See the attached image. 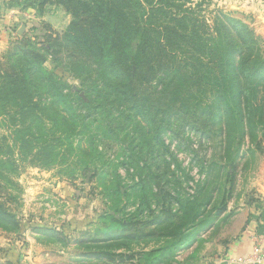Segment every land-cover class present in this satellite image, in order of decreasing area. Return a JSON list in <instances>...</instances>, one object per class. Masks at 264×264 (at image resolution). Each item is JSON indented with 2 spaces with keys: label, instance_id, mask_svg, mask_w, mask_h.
I'll use <instances>...</instances> for the list:
<instances>
[{
  "label": "rangeland",
  "instance_id": "obj_1",
  "mask_svg": "<svg viewBox=\"0 0 264 264\" xmlns=\"http://www.w3.org/2000/svg\"><path fill=\"white\" fill-rule=\"evenodd\" d=\"M13 1L38 0H0V89L7 70L32 74L34 100L55 118L52 129L34 128L35 146L51 144L60 155L25 157L19 122L11 119L17 106L0 107V158L7 160L0 200L21 223L16 229L0 221V233L21 242L27 235L50 249L48 259L57 264H152L161 254L155 264L214 263L246 231L262 197L264 110L253 103L254 113L239 119L233 108L239 109L240 92L228 103L208 92L197 104L175 71L165 76L169 66L154 63L136 100L127 93L115 98L112 83L87 87L70 72L73 47L57 46L73 16L53 0L40 11L11 9ZM184 3L209 32L219 13L246 25L264 60V0ZM138 44L132 41V55ZM35 52L46 56L41 71ZM119 89L130 91L128 82Z\"/></svg>",
  "mask_w": 264,
  "mask_h": 264
},
{
  "label": "trees",
  "instance_id": "obj_2",
  "mask_svg": "<svg viewBox=\"0 0 264 264\" xmlns=\"http://www.w3.org/2000/svg\"><path fill=\"white\" fill-rule=\"evenodd\" d=\"M144 1L148 3V7L141 0H53L73 16V21L63 33L62 43L57 46L64 44L68 51L70 46L73 47L69 68L82 84L86 83L87 87L92 84L95 87L103 83L104 88H107L112 83L113 93L117 94L115 98L122 99L124 93H127L128 97L136 100L137 88L143 93L141 85L148 84L145 77L154 68V63L169 66L165 76L171 70L175 71L176 78L180 79L178 83L185 84L192 89V94H196L197 104L208 92L218 101L225 100L226 103L234 102L236 93L240 92L239 109L237 110L235 103L233 108L239 119L244 120L245 112L248 115L254 113L255 107L251 106L253 103L260 111L264 110V60L261 58L257 38L250 28L219 13L215 17L214 32H209L207 25L197 20L191 9L184 7V2L190 0ZM46 2L47 0H38L37 3L24 5L21 1H13L10 8L18 7L23 10L32 7L40 11ZM227 23L234 24L228 26ZM136 39L139 44L136 53L132 55L131 43ZM57 49L53 51L55 54ZM34 54L35 59H38L37 69L41 71L46 56L41 52ZM52 59L55 61V57L52 56ZM128 69L133 74L128 75ZM77 70L88 71L89 74L82 75ZM6 72L5 83L0 89V107L4 110L7 108L5 103L10 101L17 106L11 119L19 122L16 133L20 135V150L25 153V157L27 154H35L40 158L45 152H48V156H59L60 152L51 144L35 146V139L38 140V137L34 128H41L42 131L52 129L53 125L50 123L55 118H51L46 107L34 100L32 74ZM87 78L90 82L88 84ZM127 82L130 91L119 89L125 88ZM251 92L254 94L252 98ZM203 114L204 112L201 117ZM248 115L249 123L253 125L254 122ZM49 119L51 120L47 121ZM61 124L67 126L65 118L61 119ZM6 162L1 157L0 168L7 166ZM1 178L4 177L0 174ZM7 181L13 183L10 178ZM5 195L9 198L8 201L12 200L11 193L5 191ZM15 200L16 198L12 201ZM0 221L16 229L21 226L7 201L0 200ZM164 253L168 254L166 251ZM108 255L113 258L117 256L115 253ZM162 256L161 254L155 263L162 261Z\"/></svg>",
  "mask_w": 264,
  "mask_h": 264
},
{
  "label": "crops",
  "instance_id": "obj_3",
  "mask_svg": "<svg viewBox=\"0 0 264 264\" xmlns=\"http://www.w3.org/2000/svg\"><path fill=\"white\" fill-rule=\"evenodd\" d=\"M261 192L262 197L256 208L248 214L245 223V225L247 224L246 231L229 243L220 258L212 264H251L241 263L239 260L252 255L258 243L264 244V187ZM74 229L71 230L72 233L75 231ZM29 238L26 235L24 242H21L18 238H11V236L0 233V263L57 264L48 259V256L51 255L50 249L40 247L39 242L33 243ZM56 253L62 255L64 252L57 251ZM254 264H264V262Z\"/></svg>",
  "mask_w": 264,
  "mask_h": 264
},
{
  "label": "built area",
  "instance_id": "obj_4",
  "mask_svg": "<svg viewBox=\"0 0 264 264\" xmlns=\"http://www.w3.org/2000/svg\"><path fill=\"white\" fill-rule=\"evenodd\" d=\"M239 261L241 263H251V264L264 262V244L258 243L255 246V250L252 255L246 258H241Z\"/></svg>",
  "mask_w": 264,
  "mask_h": 264
}]
</instances>
